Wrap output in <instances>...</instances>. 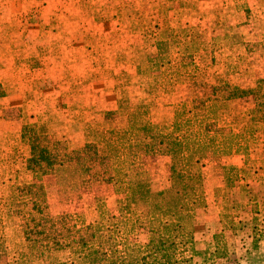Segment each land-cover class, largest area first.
<instances>
[{"label":"rangeland","instance_id":"1","mask_svg":"<svg viewBox=\"0 0 264 264\" xmlns=\"http://www.w3.org/2000/svg\"><path fill=\"white\" fill-rule=\"evenodd\" d=\"M10 1L17 3L5 0L7 13ZM86 1L85 19L119 18L122 37L87 40L91 73L39 72L47 83L65 82L42 94L39 120L22 118L20 106L0 113V264H80L68 248L39 245L31 220L38 201L30 200L39 192L51 216H70L69 226L108 227L127 261L125 249L146 244L151 229L135 222L133 198L196 197L199 206L186 205L167 226L172 232L182 224L187 242L178 253L186 264H264V22L255 19L257 9L264 15V0ZM235 13L244 21L231 26ZM53 47L39 41L40 63L49 48L53 55L62 48ZM21 61L29 65V57ZM5 95L0 85V99ZM53 139L66 154L92 145L107 181L67 188L78 199L60 200L53 175L39 172V159L30 161L45 144L57 150ZM173 173L182 184L191 177L192 189L173 187Z\"/></svg>","mask_w":264,"mask_h":264},{"label":"trees","instance_id":"2","mask_svg":"<svg viewBox=\"0 0 264 264\" xmlns=\"http://www.w3.org/2000/svg\"><path fill=\"white\" fill-rule=\"evenodd\" d=\"M151 139V136H145L143 141ZM53 141L55 140L53 139ZM55 145L58 146L57 150L46 148L47 145L45 144V146L39 148V153L36 154L33 151L30 161L32 162L35 158L39 159V172H48L53 175L61 197L60 200L78 199L77 194L65 195L64 190L67 188L78 189L84 185L92 186L107 181L108 174L105 173L102 166L103 156L98 155L97 150L92 145H85L76 152L72 153L70 151L68 154L61 149V142L55 141ZM145 145H147V142ZM46 159L48 160L45 161ZM73 172L75 173L73 174ZM175 181L173 173V187L185 186L188 190L192 189L188 186L193 182L189 176H187L184 184ZM186 183L187 185H185ZM113 185L119 186V183L115 182ZM40 189L42 190L41 186ZM75 191L77 192V190ZM166 194L161 192L152 196L133 198L137 209L135 222L139 225L146 223L151 229L146 244L137 247L132 246L131 252L125 249V252L132 256L129 258L130 261H127L125 253L122 254V252L116 250L117 246L110 241L111 232L108 227L99 228L90 223L84 226L76 224L69 226L71 219L67 214L51 216L48 211L46 197L42 195V192H39V198L33 196L30 199L31 201H38V203H34V206H37L38 216L31 218L34 222L33 234L39 235V240H41L39 245L44 248H68L70 253L76 255L80 264H186L187 259L178 253L179 245L187 242V236L178 226V223L182 224L179 220L175 222L174 219L176 228L172 232H168L167 226L170 225L174 216L175 218L178 217V213L186 205L189 204L191 208L192 206L198 207L199 205L196 202L202 201L193 197L179 202L178 199ZM84 228L86 233L82 234L81 231ZM103 240L108 244V247H105ZM127 244L128 242H125L123 246L125 247ZM108 251L113 254V257H107ZM224 251V245L218 243L215 253L218 254ZM219 256H222V253Z\"/></svg>","mask_w":264,"mask_h":264},{"label":"crops","instance_id":"3","mask_svg":"<svg viewBox=\"0 0 264 264\" xmlns=\"http://www.w3.org/2000/svg\"><path fill=\"white\" fill-rule=\"evenodd\" d=\"M89 3L86 0H17L7 13L5 0H0V85L6 92L0 99V113L5 108L20 106L22 118L39 120V112L44 110L42 94L48 89L59 88L65 84L61 79L56 84L47 83L50 79H39V72L53 70L63 73H91L93 66L87 61L85 46L96 41L95 39L106 41L111 37L110 34L122 37V20L119 18L104 23H101V19L97 23L92 17L85 19V16H89L85 15ZM196 4L200 5L201 1L196 0ZM204 4L218 6L222 5V0H207ZM28 12L40 13L47 19ZM255 13V19L264 22L262 11L257 9ZM52 17L54 21L51 20ZM125 18L131 24L136 23L134 14H127ZM229 19L228 24L231 26L244 21L239 13L229 15ZM49 23H52L50 29ZM63 24L67 26L62 27ZM97 24L104 25L108 30L103 28V33L97 32ZM206 28L212 29L209 25ZM247 31L251 32V27ZM45 38L52 47L62 48L53 55L50 47L40 63L39 41ZM88 39L94 40L89 42ZM75 40H80V45ZM28 57L29 65L21 61ZM26 72L30 73L28 82L25 83L27 88L22 81L25 80Z\"/></svg>","mask_w":264,"mask_h":264}]
</instances>
